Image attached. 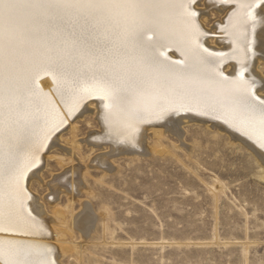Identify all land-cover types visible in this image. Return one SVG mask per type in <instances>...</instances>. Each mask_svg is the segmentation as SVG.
<instances>
[{
    "label": "rangeland",
    "instance_id": "1",
    "mask_svg": "<svg viewBox=\"0 0 264 264\" xmlns=\"http://www.w3.org/2000/svg\"><path fill=\"white\" fill-rule=\"evenodd\" d=\"M198 8L210 30L227 13L203 0ZM97 117L93 110L79 113L32 181L50 213L57 202L67 208L65 189L75 188V211L91 201L99 219L90 264H264V165L249 147L191 119L181 123V136L167 126L162 134L148 129L133 154L125 152L131 146L105 139ZM73 163V183L71 171L61 180ZM52 186L60 187L58 197Z\"/></svg>",
    "mask_w": 264,
    "mask_h": 264
},
{
    "label": "bare ground",
    "instance_id": "2",
    "mask_svg": "<svg viewBox=\"0 0 264 264\" xmlns=\"http://www.w3.org/2000/svg\"><path fill=\"white\" fill-rule=\"evenodd\" d=\"M200 1L197 0L194 6L197 12L195 22L199 27L197 33L192 34L186 29L178 11L171 12L165 22L166 37L155 42L149 50L154 67L159 70V79L164 83L170 82L185 93L183 102L193 108V111H169L159 120L146 114L141 120L134 122L131 128L120 119H114L110 123L106 119V102L99 95L77 100L73 95L74 90L59 76L54 80L53 75L40 72L38 78L34 79V69L46 60L45 48L53 44L60 45V41L54 38L51 31L40 30L35 39L18 47L11 63L5 59L0 66V83L6 89L10 78L20 82L27 81L25 104L35 116L18 139L14 138L10 144L6 141L4 145H0V157L10 147L16 166L25 172L21 183L27 193L26 196L18 197L6 209L7 218L3 226L8 231H0V240L13 241L17 246L28 250L32 261L43 258L53 261L54 264H64L62 258L68 257L70 263H75L76 260L80 264L92 263V256L88 252L94 243L99 216L94 214L92 205L89 204L91 201L78 202L81 204L80 209L75 211V188L72 189V185L71 191L64 188L65 192L70 193V198H65L68 199L67 208L60 207L57 202L52 205L54 210L50 213L45 201L42 198L38 200V194L32 187L33 179L41 174V164L48 158L46 152L56 144L60 132L69 125L74 128L73 119L87 110H93L98 115L105 139L110 143L132 147L125 152H140L139 139L148 129L154 134H162L161 128L167 126L181 136V123L193 119L217 127L227 133L232 141L245 144L264 165V147L259 142L264 136V128L257 122H242L225 95L228 90L239 87L231 82L238 79L243 69L244 80L252 85L255 95L264 100V58L258 57L260 51L264 52V18L258 14L255 26L251 22L246 23V5L249 0H203L209 8L227 9L223 21L217 26L218 29L210 30L201 18L202 10L198 8ZM168 2L178 3L179 0ZM211 34L215 35V40ZM83 35L86 39H92L87 31ZM151 35L148 33L149 37ZM197 43L208 51L196 52ZM260 64H263L262 68ZM85 68L84 65L69 67V71L81 85L92 76V70L85 71ZM3 115H7L6 111ZM0 118L3 116L0 115ZM98 141L100 140L94 139L91 144L97 146ZM143 149L146 150V147L143 146ZM71 153L75 155L73 150ZM62 160L60 158L61 162ZM74 163L70 166L71 169L65 167L60 173L61 180H65L68 171H71L70 178L73 183ZM106 164L109 167L108 160ZM44 184L48 186L47 182ZM57 188L60 187H51L58 197Z\"/></svg>",
    "mask_w": 264,
    "mask_h": 264
},
{
    "label": "snow or ice",
    "instance_id": "3",
    "mask_svg": "<svg viewBox=\"0 0 264 264\" xmlns=\"http://www.w3.org/2000/svg\"><path fill=\"white\" fill-rule=\"evenodd\" d=\"M196 3L197 0H0V66L5 59L11 63L18 47L35 39L40 30L51 31L60 45L45 48L46 60L34 69V79L40 72L53 75L54 80L59 76L74 90L77 100L99 95L106 102V119L110 123L120 119L131 128L146 114L159 120L169 111H193L183 102L185 93L159 79L149 50L166 37L165 22L171 12L178 11L186 29L197 33ZM246 7V23L255 26L258 14L264 18V0H249ZM86 31L91 40L84 38ZM195 51L208 50L197 43ZM71 65L86 66L85 71L92 70V76L81 85L69 71ZM231 83L239 87L228 90L226 100L240 120L257 122L264 128V100L244 80L243 69ZM26 87L27 81L11 78L6 89L0 83V145L18 139L34 119L35 113L25 104ZM4 111L7 115H3ZM259 142L264 147V136ZM24 175L9 147L0 157V231H8L3 226L6 209L18 197L27 195L21 183ZM30 256L15 242L0 240L2 264H54L43 258L32 261Z\"/></svg>",
    "mask_w": 264,
    "mask_h": 264
},
{
    "label": "water",
    "instance_id": "4",
    "mask_svg": "<svg viewBox=\"0 0 264 264\" xmlns=\"http://www.w3.org/2000/svg\"><path fill=\"white\" fill-rule=\"evenodd\" d=\"M93 99H94V97H93Z\"/></svg>",
    "mask_w": 264,
    "mask_h": 264
}]
</instances>
